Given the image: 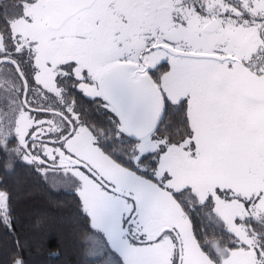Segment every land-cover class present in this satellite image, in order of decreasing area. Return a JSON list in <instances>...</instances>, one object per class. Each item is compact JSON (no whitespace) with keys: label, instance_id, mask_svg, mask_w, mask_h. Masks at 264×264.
<instances>
[{"label":"snow or ice","instance_id":"1","mask_svg":"<svg viewBox=\"0 0 264 264\" xmlns=\"http://www.w3.org/2000/svg\"><path fill=\"white\" fill-rule=\"evenodd\" d=\"M21 166L75 192L102 264H264V0H0V176Z\"/></svg>","mask_w":264,"mask_h":264},{"label":"trees","instance_id":"2","mask_svg":"<svg viewBox=\"0 0 264 264\" xmlns=\"http://www.w3.org/2000/svg\"><path fill=\"white\" fill-rule=\"evenodd\" d=\"M160 67L161 71L167 68ZM77 101L90 122L100 124L107 119L89 98L78 95ZM0 179L13 193L15 218L13 236L0 230V264H10L15 257L13 242L17 236L26 264H102L90 258L91 244L82 243L90 232L73 190L61 184H46L23 166L14 175ZM198 227L203 228V224ZM54 252L59 255H50Z\"/></svg>","mask_w":264,"mask_h":264},{"label":"flooded vegetation","instance_id":"3","mask_svg":"<svg viewBox=\"0 0 264 264\" xmlns=\"http://www.w3.org/2000/svg\"><path fill=\"white\" fill-rule=\"evenodd\" d=\"M162 66H165V67H167V65H166V64H164V65H162ZM166 70H167V68H166ZM166 70H165V71H166Z\"/></svg>","mask_w":264,"mask_h":264},{"label":"rangeland","instance_id":"4","mask_svg":"<svg viewBox=\"0 0 264 264\" xmlns=\"http://www.w3.org/2000/svg\"><path fill=\"white\" fill-rule=\"evenodd\" d=\"M43 118V117H42ZM91 252H92V248H91Z\"/></svg>","mask_w":264,"mask_h":264}]
</instances>
